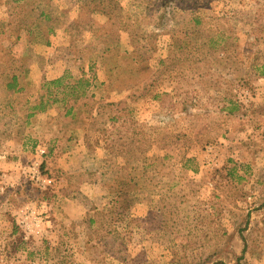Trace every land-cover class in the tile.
<instances>
[{"label": "rangeland", "instance_id": "1", "mask_svg": "<svg viewBox=\"0 0 264 264\" xmlns=\"http://www.w3.org/2000/svg\"><path fill=\"white\" fill-rule=\"evenodd\" d=\"M0 264H264V0H0Z\"/></svg>", "mask_w": 264, "mask_h": 264}, {"label": "trees", "instance_id": "2", "mask_svg": "<svg viewBox=\"0 0 264 264\" xmlns=\"http://www.w3.org/2000/svg\"><path fill=\"white\" fill-rule=\"evenodd\" d=\"M89 79L74 80L67 75L60 77L56 80L46 82L42 89L45 91L39 96L38 102L31 108L32 112L29 116L35 113H44L48 108L55 104L62 103L66 108L65 116L72 115L76 109L75 105L79 99L87 95V91L92 86ZM18 79L13 77L12 81L8 84L10 91H20L18 88ZM138 144V141H136ZM189 162V160H187ZM246 250H244L245 252Z\"/></svg>", "mask_w": 264, "mask_h": 264}]
</instances>
